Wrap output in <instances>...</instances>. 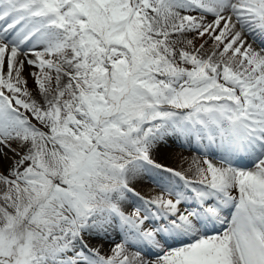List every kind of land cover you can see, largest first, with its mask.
Listing matches in <instances>:
<instances>
[{"label":"snow or ice","instance_id":"snow-or-ice-1","mask_svg":"<svg viewBox=\"0 0 264 264\" xmlns=\"http://www.w3.org/2000/svg\"><path fill=\"white\" fill-rule=\"evenodd\" d=\"M0 264H264V0H0Z\"/></svg>","mask_w":264,"mask_h":264},{"label":"bare ground","instance_id":"bare-ground-1","mask_svg":"<svg viewBox=\"0 0 264 264\" xmlns=\"http://www.w3.org/2000/svg\"><path fill=\"white\" fill-rule=\"evenodd\" d=\"M190 154H191L190 152L189 153L188 152H185L184 153V155H188V156H190Z\"/></svg>","mask_w":264,"mask_h":264},{"label":"rangeland","instance_id":"rangeland-1","mask_svg":"<svg viewBox=\"0 0 264 264\" xmlns=\"http://www.w3.org/2000/svg\"><path fill=\"white\" fill-rule=\"evenodd\" d=\"M189 153V152H188ZM193 153H191L190 155H192ZM158 191V190H157Z\"/></svg>","mask_w":264,"mask_h":264}]
</instances>
